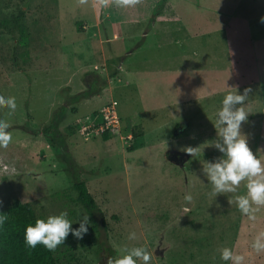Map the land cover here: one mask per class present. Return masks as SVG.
I'll use <instances>...</instances> for the list:
<instances>
[{"label": "rangeland", "instance_id": "obj_1", "mask_svg": "<svg viewBox=\"0 0 264 264\" xmlns=\"http://www.w3.org/2000/svg\"><path fill=\"white\" fill-rule=\"evenodd\" d=\"M262 16L264 0H138L126 7L116 0H0V95L17 104L14 112L0 106L12 135L0 148V210L19 200L37 218L65 210L73 222L88 215L83 239L69 234L54 251L58 264H107L134 246L147 248L151 264H231L220 259L224 247L244 256L243 264H264V252L252 248L264 231V205L253 204L249 219L236 205L246 180L235 193H215L202 173L223 156L213 146L219 93L246 83L250 114L242 132L264 162V63L251 66L264 59V23L256 27ZM252 28L260 32L254 62L230 56L234 36ZM188 33L202 36L197 59L208 64L187 66L175 38ZM93 78L111 87L71 103ZM113 100L121 131L85 140L81 123ZM173 102L190 107L188 120L169 118ZM64 104L60 137L52 141L46 131L53 132ZM134 129L143 135L135 139ZM77 179L94 196V214L78 201Z\"/></svg>", "mask_w": 264, "mask_h": 264}, {"label": "clouds", "instance_id": "obj_2", "mask_svg": "<svg viewBox=\"0 0 264 264\" xmlns=\"http://www.w3.org/2000/svg\"><path fill=\"white\" fill-rule=\"evenodd\" d=\"M137 2L138 0H116L117 6L122 7L132 6ZM260 22L264 23V16L260 18ZM250 91L251 89H245L243 93L236 91L223 95L221 107L216 113L219 139L213 143L215 149L223 156L213 163L206 164L202 173L215 193H235L241 181L246 180V195L237 196L236 205L243 215L254 220L255 209L252 205H264V162L254 154L247 135L242 132V125L248 121L250 114L244 107ZM0 106H7L10 112H14L17 108L15 97L0 95ZM10 128L8 121L0 119V148H6L12 141ZM186 151L192 153L187 149ZM185 200L191 201L192 196L187 194ZM184 211L190 209L185 208ZM7 219L6 215H0V227ZM74 223H78V227L74 228ZM90 223L88 215H83L82 219L73 222L69 219L68 211H61L29 223L24 230V242L29 248L42 244L49 251H55L59 245L64 244L69 234L75 239H83L89 231ZM128 239L136 240L137 234L129 233ZM252 248L258 253L264 252V231L256 235ZM220 259L231 264H243L244 256L224 247L220 249ZM151 260L152 256L145 246H134L115 258H109L107 264H151Z\"/></svg>", "mask_w": 264, "mask_h": 264}, {"label": "trees", "instance_id": "obj_3", "mask_svg": "<svg viewBox=\"0 0 264 264\" xmlns=\"http://www.w3.org/2000/svg\"><path fill=\"white\" fill-rule=\"evenodd\" d=\"M107 86L108 82L106 80L100 84L97 78H93L91 83L87 85L86 90L71 97V103L100 95ZM62 108L67 111V104L62 105L60 111L55 115L51 125L53 132L50 134L51 130L46 131L52 141H56V138L60 137L58 136V133H60L58 128L65 115V111L61 110ZM132 134L135 139L143 135L142 131L135 129ZM111 135L105 133L102 137L104 140H108ZM61 145L64 146L67 155L65 142ZM74 187L78 192V201L85 206L87 211L91 214L97 212L96 201L90 193L87 183L84 180L77 179ZM0 215L8 217L4 225L0 227V264H58L54 251H49L42 244H38L35 248H29L24 242L25 227L29 223H34L37 219L29 203L17 200L13 205L1 209Z\"/></svg>", "mask_w": 264, "mask_h": 264}, {"label": "crops", "instance_id": "obj_4", "mask_svg": "<svg viewBox=\"0 0 264 264\" xmlns=\"http://www.w3.org/2000/svg\"><path fill=\"white\" fill-rule=\"evenodd\" d=\"M260 25L262 26V23L260 21H258V23L256 24V27L261 28V27H258ZM257 28H252L249 36H244V37L234 36V38L232 40H233V42H235L234 46H235L236 54L233 55L232 53H230V56L236 57V56L248 55L250 57V59L253 60V62H254V57L258 52V46L256 43L258 41L259 36H257V35H258V33H260L257 31ZM174 37H176V36H174ZM175 39L177 41V44H179L181 46L182 51L185 53L184 56H185V58H187V59H185L187 66H189V64H190L189 60H191V63H192V60L197 61V62H202L203 64L209 63L206 58H204V60L197 59L199 56L203 57V54L201 52L203 50V46L205 43L202 42V36H198L195 33H188L187 35H184L182 37L179 36V37H176ZM201 42L203 43L202 45H201ZM198 48H200V49L198 50ZM231 62L237 63L238 60H235V61L232 60ZM257 63H264V59L263 58L258 59V57H257L255 60V63L251 64L252 70H258ZM254 72H256V71H254ZM246 85H247V83L243 84L240 87L241 90H244V86L246 87ZM110 87H111V84H108V86L106 88H110ZM106 88L104 90H106ZM224 92H225V90H223V92H222L223 94H221V93H219V94L223 97V95L225 93H227V91L225 93ZM219 94H217V95H219ZM214 98H215V95L213 96L212 99H214ZM180 105H182L180 108H179V106L175 108L174 102L170 104L169 110L171 113H173V116L169 115V118L172 117L176 120L179 117H184V119L188 120L187 116H188V112L190 110V107H188L186 105V102H185L186 106H184V103H181ZM100 108H102V106L99 107V109ZM178 108L181 110V113H179ZM99 109H97V111ZM216 117L217 116L214 115L215 119H216ZM201 121H203V119H201ZM213 121H215V120H213ZM187 127L188 126H186V128L184 129V132L187 131Z\"/></svg>", "mask_w": 264, "mask_h": 264}, {"label": "built area", "instance_id": "obj_5", "mask_svg": "<svg viewBox=\"0 0 264 264\" xmlns=\"http://www.w3.org/2000/svg\"><path fill=\"white\" fill-rule=\"evenodd\" d=\"M80 134L85 140H90L105 133L113 134L121 131L122 117L118 102L113 100L93 114L91 121L81 123ZM131 137V135H130Z\"/></svg>", "mask_w": 264, "mask_h": 264}, {"label": "flooded vegetation", "instance_id": "obj_6", "mask_svg": "<svg viewBox=\"0 0 264 264\" xmlns=\"http://www.w3.org/2000/svg\"><path fill=\"white\" fill-rule=\"evenodd\" d=\"M176 155H179V160L180 161H184V160H186V156L184 155V154H182V153H179V152H177L176 151V149H175V152H174Z\"/></svg>", "mask_w": 264, "mask_h": 264}]
</instances>
